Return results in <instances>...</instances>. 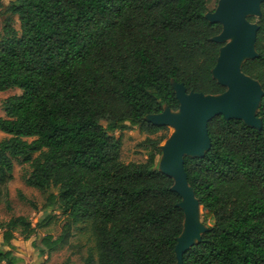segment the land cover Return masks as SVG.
Listing matches in <instances>:
<instances>
[{"label":"trees","instance_id":"1","mask_svg":"<svg viewBox=\"0 0 264 264\" xmlns=\"http://www.w3.org/2000/svg\"><path fill=\"white\" fill-rule=\"evenodd\" d=\"M209 11L208 0H0V92L22 91L4 100L0 116L8 135L0 139V203L9 202L14 158L30 163L29 186L56 188L48 205L64 216L62 232L32 241L40 256L87 222L94 245L84 264H176L184 211L173 178L156 165L168 126L146 116L179 108L173 81L188 92L226 90L212 72L222 24ZM258 23V56L242 70L264 90V2ZM257 114L260 129L213 117L209 150L184 158L208 229L183 264H264V95ZM127 123L162 131L146 138V161L121 160L115 132ZM0 229L10 247L0 263L19 264L12 240L17 232L30 239L35 227L20 215Z\"/></svg>","mask_w":264,"mask_h":264},{"label":"water","instance_id":"2","mask_svg":"<svg viewBox=\"0 0 264 264\" xmlns=\"http://www.w3.org/2000/svg\"><path fill=\"white\" fill-rule=\"evenodd\" d=\"M264 0H218L216 9L207 12L211 22L222 24V31L213 37L224 43L220 48L213 76L226 90L219 94L188 92L183 83L173 81L177 110L165 106L160 113L149 114L146 119L157 125L174 128L160 146L162 156L158 169L173 178L172 189L181 197L179 206L184 211V224L176 243V264H183L185 252L202 239L208 229L197 220L198 209L203 207L189 184L185 169V156H203L211 147L208 122L217 115L226 119L243 120L260 129L262 119L258 110L264 90L261 83L242 70L244 61L258 56L256 37L260 24L249 16L262 15Z\"/></svg>","mask_w":264,"mask_h":264},{"label":"rangeland","instance_id":"3","mask_svg":"<svg viewBox=\"0 0 264 264\" xmlns=\"http://www.w3.org/2000/svg\"><path fill=\"white\" fill-rule=\"evenodd\" d=\"M3 1L8 4L12 0ZM217 3L218 0H208L209 12L216 9ZM260 17L255 15L250 21L257 23ZM2 25L3 16L0 13V29ZM15 25L17 28L20 27L18 21ZM21 92L18 88L0 92V116H5L4 100L11 95L21 94ZM103 124L106 125V122H103ZM173 131L174 128L168 126L165 133L169 137ZM161 133L162 131L158 134L141 132L137 126L127 123L126 128L115 132L116 136H122L121 160L126 163L146 161L151 150L145 141L146 138H157ZM7 136L6 133L0 131V139ZM161 145H159V148ZM161 156L162 150L160 149V154L156 158L157 167H159ZM13 164V179L7 185L9 202L2 200L0 203V223L8 221L12 217L23 215L35 227V234L30 239H25L17 232L16 237L12 240L15 245V249L12 250L13 254L22 259L19 264H84V257L88 254L91 246L94 245L89 223L87 222L77 223L68 243L61 244L53 250H47L44 256H40L38 249L32 246L33 240L39 241L48 234L57 238L62 232L64 216L57 209V206L48 205V196L53 192L56 193V188L50 187L47 190H39L29 186L25 178L31 171L30 163L25 162L23 158H14ZM48 216H51V218H48ZM200 219L198 215L197 220ZM201 221L208 226L203 219V212ZM9 249L10 247L4 243L3 230L0 229V251ZM0 264L7 263L3 261Z\"/></svg>","mask_w":264,"mask_h":264},{"label":"bare ground","instance_id":"4","mask_svg":"<svg viewBox=\"0 0 264 264\" xmlns=\"http://www.w3.org/2000/svg\"><path fill=\"white\" fill-rule=\"evenodd\" d=\"M198 213L200 214V216H201L200 218L202 219V215H201V212H200V208L198 209ZM199 214H197V216H198ZM201 219H200V220H201Z\"/></svg>","mask_w":264,"mask_h":264}]
</instances>
